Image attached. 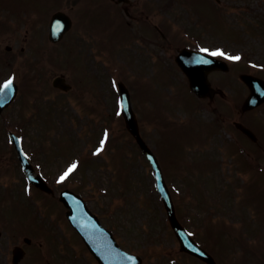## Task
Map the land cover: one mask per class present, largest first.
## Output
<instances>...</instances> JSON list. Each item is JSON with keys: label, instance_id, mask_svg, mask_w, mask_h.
I'll return each instance as SVG.
<instances>
[{"label": "rangeland", "instance_id": "obj_1", "mask_svg": "<svg viewBox=\"0 0 264 264\" xmlns=\"http://www.w3.org/2000/svg\"><path fill=\"white\" fill-rule=\"evenodd\" d=\"M84 1L79 0L75 6V27L62 44L42 46L38 38L39 42L21 56L22 59L33 57L36 62H41L40 83L43 84V79L48 83L43 84L47 94L42 97L46 104L45 109L41 111L40 117L26 125L23 136L28 150L48 148L44 152L39 151L34 161L36 166L42 169L53 186L80 188V194L88 200L91 209L101 214L102 222L113 231L119 244L127 251L140 254L143 257V264H199L180 255L159 196L153 201L152 195L157 194L151 166L144 155L137 151L136 143L126 131L118 109L116 83L118 79L125 78L137 86L136 88L130 86L131 101L142 121L141 132L144 139L152 147L158 146L159 150L163 151L156 153L166 176H169L170 172L185 173L183 162L187 160V153L191 160L194 158L201 162L214 159L219 162L217 166H207V169L206 166L195 162L194 175L201 174L197 177L203 183L201 190L213 185L221 186V197L210 198L207 190L202 192L205 197L208 194V205L221 204L220 209L211 207L200 210L196 207L199 206L196 201L193 203L194 200L185 187L186 180L180 181V178L172 175L169 185L173 187L172 190L177 196L176 206H179L177 211L182 218L181 221L193 234L204 235L206 233L202 226L205 224L204 219L212 216L211 219L221 218L235 222L239 218H236L235 207L242 198H246V205H243L240 212L243 225L241 231L245 233L246 242L250 235L258 239L259 228L251 226V215L256 209L264 210L262 173L264 170L260 168H264V151L262 148L257 157L254 154V161L258 162L259 166L257 171L253 172L247 168L246 171H242L239 169H242L240 159H243L240 149L236 148L237 151L228 156L226 152L231 153L232 148L226 142L238 140L249 150H255L260 145L249 142L234 127L233 122L241 120L252 126L256 120L264 121V109L241 114L240 104L247 93V88L238 77L243 70H249L251 73L256 71L264 76V0H221L225 13L217 10L215 4L209 0H188L190 6L187 10L195 19V22L190 23L184 8L185 2L182 3V0L172 6L173 12L166 11L163 18L158 15L160 22L163 20L172 24L173 31L168 41L174 46L184 42H199L204 49L219 50L227 58L237 55L241 57L240 60H228L231 64L230 74L223 72L210 74L213 85L224 90V94L215 96L211 101L199 100L189 92L194 100L188 97L187 81L172 57L175 50L168 53L159 44L155 45L156 47L141 45L143 42L136 25H133L132 35L131 28L125 23L113 21L112 17L109 19V16L104 15L103 18L106 20H101L93 26L97 36L95 42L96 38L90 35L91 30L87 27L84 17L89 0ZM37 2L42 8L41 13L56 4V0H25L26 8L29 9ZM153 3H156V0H153ZM159 6L161 4L158 2L157 7ZM226 10H229V14ZM175 13L180 18L174 20ZM37 16L36 11L27 12L28 19ZM44 29L45 24L42 26L45 36ZM21 31L17 33L18 43L25 37L24 30ZM193 32L200 37H195L197 35ZM30 35L35 36L34 31ZM159 40L162 39L159 37ZM20 61V71H23ZM162 67L172 69V81H162L158 78L166 76L169 78V72L166 73ZM61 72L66 75L69 82L74 83L75 88L68 92V95L53 89L50 83L51 79ZM14 75L13 70L0 64V83ZM19 83L24 97L12 105L5 115H0V203L2 202L0 224L12 221L10 208L18 211L19 206L23 207L30 203L36 212V223L39 226L35 223L30 227L25 222L24 225L17 223L14 228L13 224L0 225V229L4 231L0 245V264H11L12 233L20 231L28 234L33 240L28 256L20 264H44L47 260L52 264H97L69 223L62 220L61 204L45 197L51 205L50 208L46 205L45 198L21 182L20 171L11 153L5 151L4 147L8 146L6 131L9 128L11 130L16 128L14 122L21 117L19 116L21 109L24 114L29 110L27 105L25 108L21 107L25 97L28 99L27 102L30 99V96L24 93L28 90L25 75H19ZM79 94L80 99L76 100L75 97ZM28 105L30 108L34 107L31 103ZM160 113L163 116L166 113L168 119L175 121L174 127H180L184 122L185 124L192 122L193 125H185L182 130L199 136L200 139L195 142L198 144L191 147L186 143L192 141H185L182 138L181 141L178 138L172 140L169 132H166L167 139L164 140V145L157 128L167 126L157 121ZM47 121H50L52 128L49 127L50 124L46 125ZM202 122H216L219 131L213 136L203 134ZM170 129L169 126L167 130ZM185 133L190 136L189 133ZM102 140L103 149L99 154H94L101 147ZM108 140V146H116L112 147L113 150L106 147ZM259 142L264 146V139L262 141L261 138ZM53 143L57 145L54 144L51 152L52 148L49 149ZM117 146L121 151L116 150ZM185 147H189V150L185 151ZM117 153L123 157L120 159ZM73 164L77 166L76 169L63 182L58 183L59 177ZM236 178L238 182L242 181L245 184L241 191L237 187L236 191L231 192V186L234 183L235 188L237 183ZM7 189L9 195L4 196L3 202L1 193ZM38 242L42 244L41 248L37 246ZM211 242L213 243V240ZM241 254L239 250L238 255L232 257V261L236 262ZM246 258L245 255L243 261Z\"/></svg>", "mask_w": 264, "mask_h": 264}, {"label": "water", "instance_id": "obj_2", "mask_svg": "<svg viewBox=\"0 0 264 264\" xmlns=\"http://www.w3.org/2000/svg\"><path fill=\"white\" fill-rule=\"evenodd\" d=\"M58 20L59 19L56 17L52 23V31L50 34L52 40L58 39L59 35H61L66 30V28L69 27V22L67 20H65L62 25L59 24ZM181 56L182 57L179 59V62L181 63V66H183V69L188 77H190V86L199 97H211L215 93V90L212 86H210L207 74L211 69L222 68L226 70V64H220L219 67H217L216 65H211L210 63L208 64L206 62L207 59H211V57L207 58L205 56L193 53L183 52ZM208 62L210 61L208 60ZM203 63H205L207 66L203 65ZM242 77L252 88V97H250L246 103H244V108L248 109L253 107L258 101H261V99H264V83L259 78L254 76L252 77L249 75H243ZM54 83L65 88V85L60 81H55ZM119 90L121 97L120 109L124 115L127 129L130 133H132L136 142L139 143L142 151L147 155L149 161L153 165L154 174L157 180L156 185L159 192L161 193L164 205L166 206L170 224L173 227L177 238L180 240L181 248L196 256H199L206 262L213 263L212 258H210V256L206 254L197 243L194 242L186 229L180 226L177 217L175 216V209L172 205L171 196L168 193L167 186L165 185L160 165L158 164L155 155L151 153L150 149L147 147L146 143H144L140 135L136 115L132 110L131 101L129 99V90H127V88L122 83L119 84ZM13 92L14 89L12 87L4 89L2 93L7 94L8 97H0V104L3 103V101L10 100L13 97L10 94ZM243 130L250 134L246 128H243ZM20 158L25 161L23 155H21ZM26 169L28 172L32 171L29 165H26ZM36 183L40 185V182ZM41 187L43 189L45 188V186L42 184ZM60 199L65 205L69 207L70 211L67 213L69 220L73 223L75 228L80 231L84 241L87 243L91 252L94 253L98 262L102 264L141 263L138 256L133 254L130 255L127 252L120 250L113 239L111 232L103 230V228L98 223V220H96L94 215L88 209H86L83 200L77 195H74L73 193L66 190L62 193Z\"/></svg>", "mask_w": 264, "mask_h": 264}, {"label": "flooded vegetation", "instance_id": "obj_3", "mask_svg": "<svg viewBox=\"0 0 264 264\" xmlns=\"http://www.w3.org/2000/svg\"><path fill=\"white\" fill-rule=\"evenodd\" d=\"M9 1H12V0H0V17L2 16V11H3V4L5 2H9ZM18 1H23V0H18ZM92 4L95 5V6H98V7H103L105 8L103 5H105V2H107L108 5H112L114 7H117L119 8L120 10L123 9L124 11H127V14L130 15V18L138 21L139 19V11L137 10L138 6L135 2H131L129 3V5L127 7H125L123 5V3H119L117 0H91ZM68 3V0L65 2V4ZM107 6V5H106ZM100 7V8H101ZM106 9V8H105ZM98 11V10H96ZM41 23V22H40Z\"/></svg>", "mask_w": 264, "mask_h": 264}, {"label": "snow or ice", "instance_id": "obj_4", "mask_svg": "<svg viewBox=\"0 0 264 264\" xmlns=\"http://www.w3.org/2000/svg\"><path fill=\"white\" fill-rule=\"evenodd\" d=\"M202 51L204 52H208L207 49H202ZM209 55H212V56H218V55H224L223 52L217 50V51H214V52H208ZM228 59H231V60H240L241 57L240 56H231V57H228ZM12 85V80L9 79L3 86H0V92H3L4 89H7V88H10ZM115 86V85H114ZM119 115V113H117ZM107 138V133H105V139ZM103 145H104V141L102 140L101 141V147L97 149V152L94 153V154H99V152L103 149ZM76 165L73 164L69 167V169L67 171H65L60 177H59V180L57 181L58 183L60 182H63L70 174L71 172H73L75 169H76ZM189 235H191L189 233Z\"/></svg>", "mask_w": 264, "mask_h": 264}, {"label": "trees", "instance_id": "obj_5", "mask_svg": "<svg viewBox=\"0 0 264 264\" xmlns=\"http://www.w3.org/2000/svg\"><path fill=\"white\" fill-rule=\"evenodd\" d=\"M160 121V120H159ZM164 137H166V135H164Z\"/></svg>", "mask_w": 264, "mask_h": 264}]
</instances>
